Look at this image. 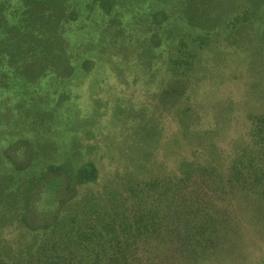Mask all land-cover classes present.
I'll list each match as a JSON object with an SVG mask.
<instances>
[{"label":"trees","instance_id":"trees-1","mask_svg":"<svg viewBox=\"0 0 264 264\" xmlns=\"http://www.w3.org/2000/svg\"><path fill=\"white\" fill-rule=\"evenodd\" d=\"M73 1L21 0L20 12L9 14L7 3L0 2V84L23 92L53 76L59 82L71 80L75 68L66 52L64 24L78 15ZM89 2V8L101 5L107 13L114 8V0ZM175 6L189 29L206 36L184 34L171 43L167 7L150 15L151 26L158 30L142 47L139 59L142 66L152 68L154 48L163 46L164 40L167 56L162 63L170 78L152 105V116L137 123L129 136L131 151L138 153L126 156L128 173L110 175L94 190L89 185L99 183L102 176L93 160L82 159L78 142L56 147L50 141L7 142L0 136V264H235L240 259L239 242L245 232L238 223L240 213H235L237 207L224 209L220 203L241 194L256 219L263 220L264 34L255 38L251 31L264 0H176ZM230 15L234 18L227 44L234 50H252L241 76L237 70L231 72L233 79L242 80L243 101L198 102L201 52L209 35L227 26ZM43 29L50 37L40 35ZM118 50L122 62L129 64L131 49L120 44ZM215 63H220L219 57ZM90 65L85 62L84 68L90 70ZM215 70L214 80L223 73L217 65ZM39 94L35 106L44 108L46 95ZM205 112L212 115L213 129L198 131ZM156 113L174 115L181 138L192 145L191 159L183 158L176 172L146 181L148 163L163 138L162 117L157 119ZM235 113L245 115V120ZM34 115L39 127L45 123H40L43 115L53 114L47 110ZM66 115L76 117L74 112ZM71 122L54 125L63 136ZM233 124L240 128L231 130ZM233 131L235 140L222 148L219 135Z\"/></svg>","mask_w":264,"mask_h":264},{"label":"rangeland","instance_id":"rangeland-1","mask_svg":"<svg viewBox=\"0 0 264 264\" xmlns=\"http://www.w3.org/2000/svg\"><path fill=\"white\" fill-rule=\"evenodd\" d=\"M20 1L0 0L2 3H7L8 14L18 10L20 12ZM175 1L114 0L113 10L107 13L108 10H104L101 5L89 8V0H74L78 15L64 24L66 31L64 36L69 45L66 52L68 56H72L75 68L73 77L71 80L59 82L53 76L46 84H41L37 88L36 86L28 88L23 92L12 90L8 84H0V111L10 110L11 113L0 115V136H4L7 142L26 139L42 145L50 141L56 147L78 142L82 147V159L93 160L102 176L99 183L89 185V188L94 190L105 183L108 176L128 173L126 169L130 163H127L126 156L137 157L135 153H138L137 149L131 151L132 142L129 136L133 134L137 123L141 120L145 123V120L148 121L152 116L150 115L153 113L152 105L157 103L156 97L170 78L169 72L162 63L167 56L164 40L160 44L163 46L154 48L153 54L157 58L153 60L152 68L142 66L139 59L142 47L144 44L146 46V41L153 36L154 29L158 30L155 25L151 26L150 15L162 11L165 9L164 6L167 7V22L170 23L169 26L172 27L174 34V38L169 39L171 43L175 39L179 40L184 34L194 37L206 36L205 33L194 32L188 28L182 21V15L178 12ZM230 18L227 26L209 35L205 51L201 52L198 63L201 80L196 95L198 102L202 99L213 104L226 99L243 101L242 80L233 79L231 72L237 70V77L241 76L250 61L252 50L250 51V48L234 50V47L227 44L226 38L231 31L233 15H230ZM162 26L165 27L166 23ZM37 32L38 26L35 25L33 33ZM251 32V36L255 38L264 34V6L256 13L254 30ZM40 35L50 37L48 29H43ZM189 40L193 41L191 38ZM120 44L131 49L129 57L131 61L127 65L118 56L121 54L118 50ZM191 47L197 49L195 45ZM227 53H230L229 58L226 56ZM217 57L220 58L219 64L215 63ZM108 59L112 60V64L107 63ZM85 62L92 64L90 70L84 68ZM216 65L223 70V73L220 75L222 77L214 80ZM110 68L114 70V74ZM116 69L122 71L123 76H117ZM208 74L212 77L208 78ZM48 75L52 74L48 73ZM39 92L46 95L47 102L44 108L35 106L40 98ZM92 92L95 94L94 97L91 95ZM71 104L74 107L78 106L79 111H74ZM237 108L244 111L239 106ZM47 110L53 115H43L40 123L44 120L45 123L36 127L35 120L38 115L34 114ZM69 112H74L76 117L69 118V115H66ZM97 112H101V115H95ZM202 114L201 124L195 129L198 131L213 129L212 115L209 112ZM235 115L245 120V115L240 116L238 113ZM153 116L157 119L162 117L163 138L158 149L155 150L154 157L148 163L149 172L144 178L146 181L152 177H164L176 172L183 158L191 159L189 151L192 145L181 138L174 115L156 113ZM66 119L72 122L61 136L59 127L54 123ZM235 127L239 126L233 124L231 130ZM235 136L234 131L227 135L222 133L217 139L218 144L225 149L230 146L233 139L235 140ZM91 147L96 148L94 152L89 153L92 151ZM1 165L5 167L4 163ZM220 205L229 210L237 207L235 213H240L238 223L245 231L242 241L239 242L240 259L238 258L235 264H264V216L262 221L257 220L250 207L243 202L241 194H238L235 200L223 201ZM239 207H242L241 210ZM257 225L261 228L257 229ZM215 264H232V261Z\"/></svg>","mask_w":264,"mask_h":264}]
</instances>
